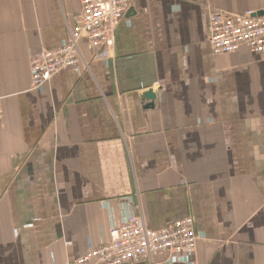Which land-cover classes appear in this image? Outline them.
Wrapping results in <instances>:
<instances>
[{
	"label": "crops",
	"instance_id": "0c3cea01",
	"mask_svg": "<svg viewBox=\"0 0 264 264\" xmlns=\"http://www.w3.org/2000/svg\"><path fill=\"white\" fill-rule=\"evenodd\" d=\"M111 50L32 88L80 0H0V264H69L140 206L151 229L192 217L187 262L264 264V55H214L207 10L264 0H135ZM156 94L145 108L143 93Z\"/></svg>",
	"mask_w": 264,
	"mask_h": 264
},
{
	"label": "built area",
	"instance_id": "2783aa9c",
	"mask_svg": "<svg viewBox=\"0 0 264 264\" xmlns=\"http://www.w3.org/2000/svg\"><path fill=\"white\" fill-rule=\"evenodd\" d=\"M134 1L80 0L81 9L74 16L66 40L32 58V88L39 90L58 72L78 68L82 40L90 49H113L116 25ZM256 13L209 8L206 17L211 52L230 54L243 48L264 55V15ZM198 239L192 217L177 219L155 230L147 226L140 206L131 203L124 221L110 226L106 242L94 247L89 240L86 253L69 264H129L140 259L151 263L155 256H161L164 263H187Z\"/></svg>",
	"mask_w": 264,
	"mask_h": 264
},
{
	"label": "water",
	"instance_id": "95a60500",
	"mask_svg": "<svg viewBox=\"0 0 264 264\" xmlns=\"http://www.w3.org/2000/svg\"><path fill=\"white\" fill-rule=\"evenodd\" d=\"M134 14V9L132 7H129V9L126 11L125 16L128 17L130 15ZM257 16H263L264 10L257 12ZM143 99H146L148 102H145L144 107L145 108H151L154 106V101L156 100V94L151 89H148L143 93Z\"/></svg>",
	"mask_w": 264,
	"mask_h": 264
}]
</instances>
